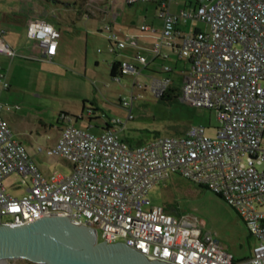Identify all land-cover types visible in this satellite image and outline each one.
Wrapping results in <instances>:
<instances>
[{"label": "built area", "instance_id": "2783aa9c", "mask_svg": "<svg viewBox=\"0 0 264 264\" xmlns=\"http://www.w3.org/2000/svg\"><path fill=\"white\" fill-rule=\"evenodd\" d=\"M174 1L124 0L129 5L155 3L161 20L158 32L140 24L138 35H127L126 40L136 45L137 37L152 36L155 40L147 54L153 59L167 58L164 48L185 59L187 67L176 72L181 77L180 100L213 111L218 121L213 133L192 125L179 136L131 146L118 136L114 125L92 133L62 116L68 123L62 126L57 142L44 150L38 146L36 151L65 158L70 173L45 177L26 147L13 138L0 102V226L61 215L93 228L96 242H122L151 261L264 264V0H193V6L172 12ZM188 20L201 21L208 30L177 28ZM102 30L110 52L124 46L125 40L110 25ZM2 35L0 27V54L12 59L16 51ZM26 36L38 42L40 56L32 59L68 60L58 49L59 29L45 19L28 20ZM147 57L135 55L143 67ZM120 70L123 74L140 72L126 62ZM161 71L163 78L154 80L151 87L155 96L171 84L174 70L165 66ZM5 78L0 66L4 86ZM119 102L130 112L132 97ZM10 175L28 180L21 197L6 192L3 179ZM170 175L204 186L226 201L254 240L249 256L235 260L209 232H203L197 219L174 216L151 204L150 189Z\"/></svg>", "mask_w": 264, "mask_h": 264}, {"label": "rangeland", "instance_id": "374dc122", "mask_svg": "<svg viewBox=\"0 0 264 264\" xmlns=\"http://www.w3.org/2000/svg\"><path fill=\"white\" fill-rule=\"evenodd\" d=\"M110 1L0 0L4 11L11 7L13 19L15 15L31 19L45 16L46 21L60 30L61 42L65 46L64 56L69 57L66 61L71 65H66V61L52 63L32 59L31 56H38V42L25 36L26 27L2 23L6 31L5 41L9 46H15L16 51L12 59L0 55V66L6 74V86L0 80L2 115L14 138L27 150L38 146L44 150L56 143L62 113H66V117L76 127L86 128L91 125L88 130L92 133L109 122L119 129L118 136L126 139L129 144L147 143L163 136H179L192 125H202L207 128L208 134H212L214 127L218 126L213 111L182 102L176 92L168 100L152 93V83L163 78L164 74L159 72L165 66L174 69L170 76L174 87H180L181 77L176 72L186 68L187 64L185 59H179L174 53H170L168 59L158 57L148 69L141 66L138 73L118 75L116 78L110 76L109 64L113 59H119V55L109 51L106 32L102 30L108 23L98 11L99 5ZM114 1L118 6L114 12L121 15L120 19L127 16L136 24L150 26L154 10L152 4L136 2L128 5L123 0ZM189 6H193V0H175L171 10L176 12ZM145 7L149 8L148 15ZM28 8L36 13L25 15L23 10L25 12ZM45 11L53 13L55 18L46 17ZM110 28L120 34L118 27ZM131 28L140 31L137 26ZM178 28L183 32L194 31L195 28L208 30L206 24L198 20H188L186 24L180 22ZM145 49L142 55L148 53ZM24 55L31 56L24 58ZM123 97L128 100L132 97L130 112L119 102ZM29 138L36 140L34 148L28 145ZM35 161L45 177L53 172L63 175L70 173V163L63 157H49L44 152H38ZM28 184V180L20 176L10 175L3 179L6 192L16 197L25 194ZM148 197L152 205L174 208L177 212L174 216L197 219L203 232H209L235 260L249 256L254 240L244 222L225 200L211 190L179 175H172L155 184ZM0 262L30 264L24 259Z\"/></svg>", "mask_w": 264, "mask_h": 264}, {"label": "water", "instance_id": "95a60500", "mask_svg": "<svg viewBox=\"0 0 264 264\" xmlns=\"http://www.w3.org/2000/svg\"><path fill=\"white\" fill-rule=\"evenodd\" d=\"M24 259L35 264H166L146 259L122 242H96L94 229L66 216L0 226V260Z\"/></svg>", "mask_w": 264, "mask_h": 264}, {"label": "crops", "instance_id": "0c3cea01", "mask_svg": "<svg viewBox=\"0 0 264 264\" xmlns=\"http://www.w3.org/2000/svg\"><path fill=\"white\" fill-rule=\"evenodd\" d=\"M107 1V0H106ZM123 3L125 4L124 0H123ZM150 4H152L154 6V10H153V14H152V22H150V27H152V29H154L155 31H159L160 28H161V20L156 16V4L155 3H152V2H149ZM101 4V3H100ZM129 5V4H128ZM132 5V4H130ZM172 5V4H171ZM10 7V6H9ZM117 5H116V2L114 0H111L109 3H106V4H102L98 6V11L100 12L101 14V17L103 20L107 21V23L110 25V26H113V27H118L119 28V36L121 39L125 40V44L124 46L116 51L114 54H117L119 55V59L118 58H115L116 60H119L121 62H126L128 64H131L133 66H136L137 68L141 69V65L136 61L135 59V55L139 54V55H142L143 54V51H144V48H146L145 50L148 49V47H150V45L154 42V37L152 36H146V37H137V40H136V45H130L129 41L126 40L127 38V35L129 36H137L138 35V31H136L135 29L131 28V27H134V26H137L139 27L140 24H136L134 22L133 19L129 18V17H122L123 19H120L121 15L117 12H114L115 9H117ZM40 8V6H39ZM9 12L8 11H4V7L2 8V6H0V27L1 29L3 30V35H2V38H3V41L8 45V43L5 41V38H4V32L5 31V28L2 27V23H8L9 25H23L26 27V23L28 22V20L31 19V17L27 18L26 16L24 15H15V19H13V16H12V9L11 7L8 8ZM84 9V8H83ZM82 10V9H81ZM145 13L148 15V12H149V8L148 7H145ZM170 10H171V6H170ZM172 11V10H171ZM173 12V11H172ZM175 12V11H174ZM23 13H28V14H34L36 13L34 10L28 8L27 11L24 12L23 10ZM84 11L82 10V14L84 15ZM26 15V14H25ZM44 15H46V17H50L51 19L52 18H55V15L53 13H49V12H44ZM87 17V15H86ZM45 16L43 18H40V19H44ZM89 18V16L87 17ZM55 21V20H54ZM120 26H124L123 29L120 28ZM178 28V27H177ZM179 29V28H178ZM180 30V29H179ZM60 31V30H59ZM182 31V30H181ZM154 33V32H153ZM149 34V33H147ZM26 36V35H25ZM27 37V36H26ZM143 45H148V47H144ZM9 46V45H8ZM11 47L12 49H14L15 46L11 45L9 46ZM38 47V45L36 46V48ZM64 44L61 42V33H60V36H59V40H58V49L60 51H63L64 50ZM15 50V49H14ZM164 52H166L167 54V58H164V59H168L170 57V53H174L172 50L170 49H166L164 48L163 49ZM1 55V54H0ZM38 55L40 56V52H38ZM147 55V60H148V64L143 67V69H148L150 67V64L153 63L157 58H152L150 54H145ZM31 55H24L23 57H29ZM114 60V59H113ZM112 60V61H113ZM111 61V62H112ZM110 62V63H111ZM174 70V69H173ZM142 71V70H141ZM161 71V70H160ZM155 72V71H154ZM160 73V72H159ZM61 126L59 128V134H58V138L60 136V131H61V128L64 124L68 123V120H65L64 119H61ZM69 123L70 124H73L74 125V122L70 119L69 120ZM110 126H113L112 124H110ZM91 125L87 126L86 128L84 129H88L90 128ZM106 128V125L105 126H102V127H99L97 129V132L96 133H100L101 131H103V129ZM13 138H14V135H13ZM57 138V140H58ZM15 139V138H14ZM32 138H29L27 139L28 141V145L31 147V148H34V145L36 144V140H30ZM16 140V139H15ZM56 140V142H57ZM17 141V140H16ZM19 142L20 144H22L20 141H17ZM141 144H145V143H138V144H132L130 143L131 146H135V145H141ZM23 145V144H22ZM29 152V154L32 156L33 160L35 161V156L36 154H38V152L36 151V148H34L33 150H27ZM36 162V161H35ZM37 164V163H36ZM172 176V175H170ZM169 176V177H170ZM168 177V178H169ZM166 178V179H168ZM165 180V179H164ZM163 181V180H162ZM151 190V189H150ZM170 214L172 215H175L177 214L176 210L172 207H169V208H165Z\"/></svg>", "mask_w": 264, "mask_h": 264}, {"label": "trees", "instance_id": "16d2710c", "mask_svg": "<svg viewBox=\"0 0 264 264\" xmlns=\"http://www.w3.org/2000/svg\"><path fill=\"white\" fill-rule=\"evenodd\" d=\"M87 17H88V15H87ZM115 53V52H114ZM121 61H119V60H116V59H114L110 64H109V73H110V76L111 77H113V78H116V77H118V75H124L122 72H121V70H120V68H121ZM160 73H162V74H164L162 71H160ZM177 93L178 94V96H179V89L177 88V87H174V85H173V79H172V81H171V84L166 88V90H164L159 96H157V97H159V98H161V99H166V100H168V99H170L173 95H172V93ZM176 96V95H175ZM91 110V112H93L94 110L93 109H90ZM63 114V116H67V114L66 113H62ZM91 114H93V113H91ZM90 119V118H89ZM112 126H110V123L109 122H107L106 123V128H104V129H108V128H111ZM103 129V130H104ZM123 140H125L126 142H127V140L126 139H123ZM200 186V185H199ZM202 187H204V186H202ZM206 188V187H205ZM217 195V194H216ZM218 197H220L219 195H217ZM221 198V197H220ZM222 199V198H221ZM27 261V260H26ZM28 263H30V264H33L32 262H30V261H27Z\"/></svg>", "mask_w": 264, "mask_h": 264}, {"label": "bare ground", "instance_id": "6f19581e", "mask_svg": "<svg viewBox=\"0 0 264 264\" xmlns=\"http://www.w3.org/2000/svg\"><path fill=\"white\" fill-rule=\"evenodd\" d=\"M0 264H6V263L5 262H2V263L0 262Z\"/></svg>", "mask_w": 264, "mask_h": 264}]
</instances>
